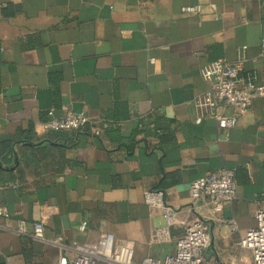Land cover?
I'll return each mask as SVG.
<instances>
[{"label": "crops", "instance_id": "obj_1", "mask_svg": "<svg viewBox=\"0 0 264 264\" xmlns=\"http://www.w3.org/2000/svg\"><path fill=\"white\" fill-rule=\"evenodd\" d=\"M263 41L264 0H0V264H62L51 240L102 232L130 241L136 262L162 257L193 219L207 225L208 257L250 264L238 241L264 210V96L228 129L197 123L194 100L209 87L201 69L241 46L264 85ZM49 110L83 112L102 132H46ZM222 167L235 171L234 198L193 200L190 183ZM149 190L178 210L167 240Z\"/></svg>", "mask_w": 264, "mask_h": 264}, {"label": "built area", "instance_id": "obj_2", "mask_svg": "<svg viewBox=\"0 0 264 264\" xmlns=\"http://www.w3.org/2000/svg\"><path fill=\"white\" fill-rule=\"evenodd\" d=\"M200 6L182 7V12H199ZM264 44V41H263ZM246 46L238 49L234 61L215 59L207 63L200 71L202 78L209 83L206 91L194 100V106L199 114L195 121L199 123L203 116L215 119L220 128H232L237 116L245 113L254 99L264 96V85L257 82L255 71L244 69L243 51ZM233 113L228 114L227 111ZM48 119L43 123L46 132L75 131L85 126L91 134L99 136L101 127L90 121L83 112H68L56 117L49 110ZM235 171L233 168L222 167L214 172L193 180L189 185L190 197L204 199L216 209L223 203L231 201L235 196ZM143 199L150 208L160 209L166 225L156 231L159 239L167 240L168 229L175 221L178 210L166 206L160 190H149L143 193ZM0 203V216H6ZM255 225L241 235L238 246L247 250L252 264H264V210L254 213ZM232 229L236 225L231 220H223ZM182 233L173 243V251L162 257L147 255L139 262L134 260V247L130 241L117 242L110 232H102L93 243H67L62 237H56L50 243L58 246L61 251L62 264H216L207 255L210 247V234L202 219H193L183 223ZM86 221L78 225L79 231H84ZM19 233H22V223H18ZM43 227L33 223L31 236L42 240Z\"/></svg>", "mask_w": 264, "mask_h": 264}, {"label": "trees", "instance_id": "obj_3", "mask_svg": "<svg viewBox=\"0 0 264 264\" xmlns=\"http://www.w3.org/2000/svg\"><path fill=\"white\" fill-rule=\"evenodd\" d=\"M87 126H85V127H83V128H86ZM82 129V128H81ZM89 129V128H88ZM78 130H80V129H78ZM75 131H77V130H75ZM90 132V131H89Z\"/></svg>", "mask_w": 264, "mask_h": 264}, {"label": "rangeland", "instance_id": "obj_4", "mask_svg": "<svg viewBox=\"0 0 264 264\" xmlns=\"http://www.w3.org/2000/svg\"><path fill=\"white\" fill-rule=\"evenodd\" d=\"M250 255V254H249ZM251 258V257H250ZM215 261V260H214ZM216 262V261H215ZM217 264V263H216ZM248 264V263H247ZM250 264H252V263H250Z\"/></svg>", "mask_w": 264, "mask_h": 264}]
</instances>
